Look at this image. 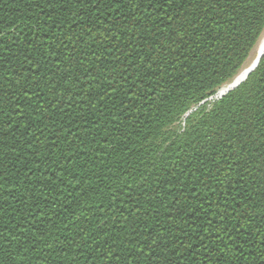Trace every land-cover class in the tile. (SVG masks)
I'll list each match as a JSON object with an SVG mask.
<instances>
[{"label":"trees","instance_id":"16d2710c","mask_svg":"<svg viewBox=\"0 0 264 264\" xmlns=\"http://www.w3.org/2000/svg\"><path fill=\"white\" fill-rule=\"evenodd\" d=\"M263 33L264 0H0V264H264V55L218 96Z\"/></svg>","mask_w":264,"mask_h":264},{"label":"bare ground","instance_id":"6f19581e","mask_svg":"<svg viewBox=\"0 0 264 264\" xmlns=\"http://www.w3.org/2000/svg\"><path fill=\"white\" fill-rule=\"evenodd\" d=\"M263 51H264V35L260 39L259 44L256 47V51H255L257 53L256 58L252 59L249 62V64L246 65V67L243 70H241V73L238 74V76L234 79L235 81L233 82V84L238 83L239 81H241L246 76L248 70L256 63V60H257L258 56H260ZM228 86H230V85L228 84L224 89H222L221 91H219L218 95L220 96V94L223 93Z\"/></svg>","mask_w":264,"mask_h":264},{"label":"water","instance_id":"95a60500","mask_svg":"<svg viewBox=\"0 0 264 264\" xmlns=\"http://www.w3.org/2000/svg\"><path fill=\"white\" fill-rule=\"evenodd\" d=\"M261 39V38H260ZM260 41V40H259ZM258 44H259V42H258ZM264 55V51L261 53V55L260 56H258V58H257V60H256V63L248 70V72H247V74H246V76L241 80V81H239L238 83H236V84H233V82L235 81L234 79L236 78H234L231 82H230V86H228L227 88H226V90L223 92V93H221L220 94V96L219 97H222V96H224L226 93H228L229 91H231V90H233V89H235L236 87H238V85H240L243 81H245L246 79H247V77H248V75L251 73V72H253L254 70H255V68L258 66V64H259V62H260V59L262 58V56ZM232 84V85H231Z\"/></svg>","mask_w":264,"mask_h":264},{"label":"rangeland","instance_id":"374dc122","mask_svg":"<svg viewBox=\"0 0 264 264\" xmlns=\"http://www.w3.org/2000/svg\"><path fill=\"white\" fill-rule=\"evenodd\" d=\"M262 35H263V34H262ZM255 51H256V50H255ZM255 51L252 52L250 58L248 59L247 63L244 65V67L242 68V70L246 67V65L249 64V62H250L252 59L256 58L257 53H256ZM240 73H241V72H240ZM240 73H239V74H240ZM225 87H226V86H225ZM225 87H224V88H225ZM224 88H223V89H224Z\"/></svg>","mask_w":264,"mask_h":264},{"label":"snow or ice","instance_id":"6c2138e0","mask_svg":"<svg viewBox=\"0 0 264 264\" xmlns=\"http://www.w3.org/2000/svg\"><path fill=\"white\" fill-rule=\"evenodd\" d=\"M81 2H82V0H81ZM96 2H97V3H102L103 0H96ZM115 2H116V3L118 4V6H119V5L122 4V3H126L127 0H115ZM162 7H163V5H162ZM0 43H2V42H0ZM0 111H2V109H0Z\"/></svg>","mask_w":264,"mask_h":264}]
</instances>
